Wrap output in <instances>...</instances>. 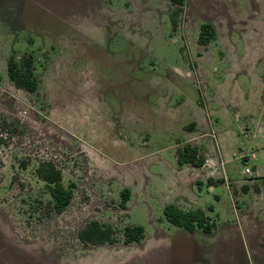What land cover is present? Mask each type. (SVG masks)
<instances>
[{
  "label": "rangeland",
  "instance_id": "rangeland-1",
  "mask_svg": "<svg viewBox=\"0 0 264 264\" xmlns=\"http://www.w3.org/2000/svg\"><path fill=\"white\" fill-rule=\"evenodd\" d=\"M28 53L34 93L7 76ZM184 144L207 166L178 165ZM45 161L73 185L59 214ZM178 193L211 234L164 219ZM149 216L166 249L140 264H264V0H0V264L132 263L114 248L127 225L153 238ZM90 220L119 242L82 245Z\"/></svg>",
  "mask_w": 264,
  "mask_h": 264
},
{
  "label": "trees",
  "instance_id": "trees-1",
  "mask_svg": "<svg viewBox=\"0 0 264 264\" xmlns=\"http://www.w3.org/2000/svg\"><path fill=\"white\" fill-rule=\"evenodd\" d=\"M183 4L182 1H175ZM215 38V31L209 22L200 25L197 38L199 45H206ZM7 76L12 84L29 93L37 90V80L34 74V56L28 53L18 61L11 55L7 61ZM178 165L190 164L194 167H202L205 163L203 156L199 155L196 147L184 144L176 151ZM35 175L44 182L49 200L46 207L51 213H62L72 199V186H64L61 170L52 161L40 163L35 169ZM210 179V178H208ZM210 181V180H208ZM120 206L125 208L129 200L130 192L124 189L121 194ZM163 217L175 227L182 228L190 233L201 230L203 233H211L216 224L207 218L202 209L182 210L174 204H167L163 208ZM123 243H139L144 238V228L141 225H127L122 230ZM77 239L82 245L115 244L119 242L117 232L110 224H104L97 220H90L77 233Z\"/></svg>",
  "mask_w": 264,
  "mask_h": 264
},
{
  "label": "crops",
  "instance_id": "crops-1",
  "mask_svg": "<svg viewBox=\"0 0 264 264\" xmlns=\"http://www.w3.org/2000/svg\"><path fill=\"white\" fill-rule=\"evenodd\" d=\"M204 159H205V162H206V158H204ZM206 164L207 163H204V165L202 166V168L205 167V166H207ZM184 165H190V164H184ZM212 165H213V163H212ZM181 166H183V165H181ZM189 167H191V168H197V167H194L192 165H190ZM198 168H201V167H198ZM206 177H207V179L210 178V179H208V180H210V181H208L210 184H212L213 182H216V180H215L216 178L214 177V174H212V173L207 174ZM219 179L221 180L222 178H219ZM135 194H137V193H135ZM131 195H132V192H130V196ZM176 198L177 199H175L172 202L169 201V202L164 203L162 205V207H161L162 211H163L164 206L167 205V204H174L178 208H180L182 210H185V211L186 210H190L189 208H186V207L183 206V204H182V200H183L182 198H183V196H181V194L178 193L177 196H176ZM127 209L128 208H127V205H126L125 208H123V210L127 211ZM155 220L161 221V219H157V218H154L152 216H149V222L151 223V226L154 229V237L153 238L148 233H146L145 228L141 225L144 228V238L139 243L133 242V243L125 244L123 247L114 248L115 251H116V253H118V251H120L121 253L123 251H125V252L127 251V254L133 255V257L130 259V261L132 263H125L124 260H121L117 264H140V262H141L140 261V258L142 256H145V255H147V256H153V257H155V256H157V257L158 256H161V252L162 251H160V250L166 249V245H165V242H164L165 239L161 238L162 235L164 234V232H163L162 229H160V227H158L159 224L157 222L155 223ZM110 225L113 226V223H111ZM132 225H138V224H132ZM169 225H171V224L169 223ZM171 226H173V225H171ZM195 231L192 232L191 234L195 233ZM211 233H206V234H211ZM154 242H158L157 244H159V245L158 246L155 245L156 243H154ZM97 245H99V244H97ZM101 245H104V244H101ZM136 248H137V250H136ZM153 248L159 249V252H156L155 249L153 250ZM130 250H132V251H130ZM122 254H125V253H122ZM127 254H125V255H127Z\"/></svg>",
  "mask_w": 264,
  "mask_h": 264
},
{
  "label": "built area",
  "instance_id": "built-area-1",
  "mask_svg": "<svg viewBox=\"0 0 264 264\" xmlns=\"http://www.w3.org/2000/svg\"><path fill=\"white\" fill-rule=\"evenodd\" d=\"M244 173H247V174H249V173H251V171H250V169H249V168H245V169H244Z\"/></svg>",
  "mask_w": 264,
  "mask_h": 264
}]
</instances>
